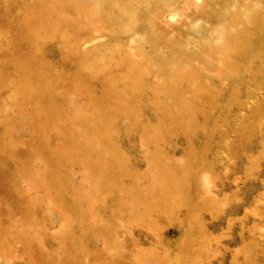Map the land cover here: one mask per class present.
<instances>
[{
	"label": "rangeland",
	"instance_id": "1",
	"mask_svg": "<svg viewBox=\"0 0 264 264\" xmlns=\"http://www.w3.org/2000/svg\"><path fill=\"white\" fill-rule=\"evenodd\" d=\"M0 37V264H264V0H0Z\"/></svg>",
	"mask_w": 264,
	"mask_h": 264
},
{
	"label": "bare ground",
	"instance_id": "2",
	"mask_svg": "<svg viewBox=\"0 0 264 264\" xmlns=\"http://www.w3.org/2000/svg\"><path fill=\"white\" fill-rule=\"evenodd\" d=\"M43 15L42 16H44V13H42ZM46 15V14H45ZM36 16V15H35ZM39 16H40V14H39ZM40 18V17H39ZM2 22V21H1ZM3 23V22H2ZM1 30H2V28H1ZM16 33H18V32H16ZM2 35H3V33H2ZM5 35V34H4ZM4 37V36H3ZM17 37V36H16ZM1 38V37H0ZM9 41V40H8ZM3 42V41H2ZM6 43V42H5ZM14 45V44H13ZM13 45L11 46L12 48H14L13 47ZM25 61V60H24ZM45 114H46V112H45ZM98 119L100 120V121H102L103 122V117L102 116H98ZM5 149V152L6 151H9L10 150V146H8V147H5L4 148ZM49 169H50V173L52 174V177L50 178V179H52L53 178V176H55L56 175V167L54 166V165H50V167H49ZM115 175H117V173H115ZM115 175H111L110 176V178L108 179V178H106L107 180H109V182L108 183H110V184H112V185H114V186H116L117 185V178H116V176ZM55 183H57V181H55V182H49L48 181V184L47 185H50V184H55ZM168 189H171V190H173V187L171 188V187H169ZM63 254L64 255H66L67 254V248H65L64 249V251H63Z\"/></svg>",
	"mask_w": 264,
	"mask_h": 264
}]
</instances>
